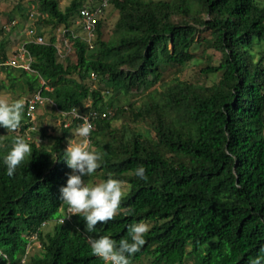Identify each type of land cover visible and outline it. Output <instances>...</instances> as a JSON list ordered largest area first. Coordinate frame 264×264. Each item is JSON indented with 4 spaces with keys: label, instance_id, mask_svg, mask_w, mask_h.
<instances>
[{
    "label": "trees",
    "instance_id": "16d2710c",
    "mask_svg": "<svg viewBox=\"0 0 264 264\" xmlns=\"http://www.w3.org/2000/svg\"><path fill=\"white\" fill-rule=\"evenodd\" d=\"M86 1L60 8L57 0H37L45 16L26 43L34 72L2 66L3 73L23 74L30 93L43 78L48 88L41 87L42 95L62 111L112 108L121 92L154 86L165 67L181 69L195 47L220 52L216 64L200 68L219 78L208 85L176 79L141 107L113 109L112 116L129 111L133 121L150 118L153 135L96 120L90 148L102 160L92 175H111L128 189L115 219L98 223L92 233L79 215L72 224L42 227L65 204L59 189L72 171L63 160L65 142L80 120L58 135L40 128V143L25 139L32 153L8 177L3 158L13 136L24 138L27 124L21 122L18 133L0 144V264H21L26 243L35 237L41 246L24 264H104L88 238L130 239L128 226L141 221L150 228L130 263L149 257V264H249L264 255V51L255 58L264 44V0H110L118 11L113 39L101 38L100 21L92 48L67 33L75 59L68 54L60 61L54 35L45 38L40 25L69 27ZM176 13L188 18L174 21ZM2 32L0 61L8 56L10 34ZM91 71L108 86L106 99L99 86L87 83ZM140 166L146 179L135 175Z\"/></svg>",
    "mask_w": 264,
    "mask_h": 264
},
{
    "label": "clouds",
    "instance_id": "9594fccd",
    "mask_svg": "<svg viewBox=\"0 0 264 264\" xmlns=\"http://www.w3.org/2000/svg\"><path fill=\"white\" fill-rule=\"evenodd\" d=\"M102 1L103 0H87L78 8L77 13L73 16L71 22L72 25L70 24L71 26L66 27L60 25L58 27L53 41V44L57 49L58 60L59 58L64 60L68 54L72 55L73 49L70 47L68 37L66 36L67 33L70 34L72 39L79 38L86 43L89 48L93 47L95 35L97 34L98 22L100 21L102 25L105 13L111 6L110 0H107V3L104 5H102ZM83 7L88 10H94L100 7V10L96 15L94 35L91 42L85 40L84 31L81 26L83 17L80 14V9ZM32 30L30 28L27 31L26 38L21 40L18 45L12 49L7 58L0 61L1 71L2 66H8L12 68H20L28 72H34L31 68L33 57L29 69L6 63L7 59L22 42H25L26 46V43L32 40V35L35 33V31ZM73 55L75 56L74 53ZM95 79L98 80L95 72L91 71L87 81ZM38 81L41 87L48 88L47 85H44L43 78L40 77ZM98 86L100 88V84ZM41 87L29 93L23 99L10 101L6 98L0 97V126L10 133H18L21 122L27 124V127L24 129V138L20 135L13 136L10 150L3 158V162L6 165V175L8 177H13L17 167L22 161H24L26 156L32 153V147L27 141H34L36 143L41 142L39 134L40 128L37 125V122L34 121L36 111L38 106L42 105L45 101H49L53 104V101L50 98L42 95ZM104 90L105 89L102 91ZM108 91L109 90L106 89V92ZM36 93L41 96V102H37L33 107H30L28 105V99ZM84 105L90 106V100H84ZM56 111L62 118L60 123L63 125L61 126L62 128L72 124L73 120H80L77 126L71 127L75 130L73 135L80 139L76 140L69 138L65 142L66 149L64 150L63 160L66 162L68 168L72 170L71 173L68 174L66 185L61 186L59 189L60 200L65 204L59 206L57 211L58 214L50 219L44 220L42 222V227L44 229L48 224H52L53 226L55 222L72 224L74 222V215H79L85 221L86 231L92 233L95 231L98 223L107 224L110 220L115 219L120 212L121 200L126 194L122 182L118 179L112 178L111 175H109L106 180L95 184L91 182L85 183L84 179L85 176H91L100 167V161L102 160L101 153L90 148V135L91 132L96 129V120L107 118L106 120L109 121L111 128L113 127L115 129L117 127L112 124V121L113 119H117L118 116H112V114H114L113 108H107L106 110L90 108L88 111H83L80 107H72L69 111H62L58 108H56ZM68 118L69 120L67 121ZM135 175L140 179H146L145 168L143 166L138 167L135 171ZM127 212L128 214H131L132 209H128ZM149 228L150 226L143 221L132 223L128 226V237H130V239L122 238L117 242L108 236H100L99 238H93L90 236L88 238V243L92 254L103 260L104 264H130L129 257L138 252L144 245V237L149 231ZM33 240L34 242L32 243H26L25 251L21 258V264H24L30 249L32 250L34 245L37 246V249L40 248L41 245L39 240H37L36 237ZM37 251L38 250H36V252ZM260 253L264 254V247L260 249ZM249 264H264V255H257L249 261Z\"/></svg>",
    "mask_w": 264,
    "mask_h": 264
},
{
    "label": "rangeland",
    "instance_id": "374dc122",
    "mask_svg": "<svg viewBox=\"0 0 264 264\" xmlns=\"http://www.w3.org/2000/svg\"><path fill=\"white\" fill-rule=\"evenodd\" d=\"M59 7L64 8L65 5L69 3L70 0H57ZM19 5V9L16 7ZM32 13V14H31ZM9 15L12 19L9 18ZM45 15L40 12L38 8L37 0H0V28H3L5 32L8 33L10 31L8 36V41L6 44V51L7 54H9L12 49H14L18 43L25 39L27 36V31L31 28L35 32L37 31V20L40 17H44ZM182 17L181 14H174L173 20L177 21L180 20ZM118 18V11L111 6L105 13V18L102 21L101 25V38L103 40H112L113 39V27L116 19ZM184 18H188V16H185ZM72 25V24H71ZM70 25V26H71ZM60 25L54 27L50 25H40V29L43 33L45 38L50 35H55L58 27ZM32 30V31H33ZM5 35L4 32H2L0 35ZM95 38H97V34L95 35ZM262 48V49H261ZM203 48L201 47H195L193 48L194 51V57L190 61L186 62L181 69H178L176 67H165L163 78L158 81L154 86L148 88V89H136L133 88L129 92H121L117 95V97L114 99L112 103V108H119V107H126V110L130 109V107H136V106H142V103L145 99H148L147 97L150 94H156L160 95L162 94L163 90L170 85L172 82H174L176 79L184 80L187 82H190L194 85H208L212 82H215L219 78L218 73H206L201 72L200 68L205 67L207 64L213 63L216 64L218 62V59L220 57V52L217 50H205L203 51ZM264 51V44L260 45V49L256 50L255 58L258 55V51ZM70 60L73 61L75 57L71 55ZM59 60L63 61L61 58ZM88 84L91 86H98L100 84V88L103 90V92L106 95L105 99L110 94L109 91L106 92L107 85H104L103 82L95 79V80H88ZM30 92L27 88V83L25 81V78L23 74L17 73L16 78H10L7 77L3 71L0 70V97L6 98L8 100H15V99H23L25 96H27ZM130 104V107L128 105ZM125 110V111H126ZM124 111V112H125ZM120 116L116 115L115 117ZM131 114L129 111H126L122 114V116L118 117L117 119H113L112 124L115 125L117 128L123 123V126L125 128H131V129H138L142 132L145 130H148L151 135L154 134L153 128L151 127V120L150 118H146L145 120L139 119V121H133L131 118ZM69 118L67 119V121ZM35 122H37V125L39 128H44L47 132L55 134H60L62 131L63 126L61 123L62 118L58 115L55 107L53 104L49 101H45L42 105H39L36 111V117L34 119ZM75 130H70V136L71 139L79 140V137L74 136ZM11 133L8 132L5 128L0 126V144L3 145L6 137L10 135ZM68 138V139H69ZM66 139V140H68ZM48 145V144H47ZM101 172H98L96 175L84 177L85 183H99L104 181V178L102 175H100ZM125 192L128 189V186L125 182L121 181ZM148 225H150V222H145ZM52 227V224H48V226L44 227V230H50ZM37 246L34 245L33 249L29 251L28 256L34 252H36ZM27 256V258H28ZM150 258L149 257H142L140 261H133L130 264H149ZM188 264H190V260L187 261Z\"/></svg>",
    "mask_w": 264,
    "mask_h": 264
},
{
    "label": "built area",
    "instance_id": "2783aa9c",
    "mask_svg": "<svg viewBox=\"0 0 264 264\" xmlns=\"http://www.w3.org/2000/svg\"><path fill=\"white\" fill-rule=\"evenodd\" d=\"M107 0L102 1V5L106 4ZM100 7L94 10H88L87 8L83 7L80 9V14L83 17L81 22L82 29L84 31V38L86 41L91 42L93 35H94V24L96 21V15ZM43 38L41 36L36 37V41L42 42ZM32 60V56L27 50L25 46V42H22L17 49L13 52V54L7 59L6 63L14 65V66H22L26 69L30 68V62ZM28 105L33 107L34 104L37 102H41V96L36 93L28 99Z\"/></svg>",
    "mask_w": 264,
    "mask_h": 264
}]
</instances>
